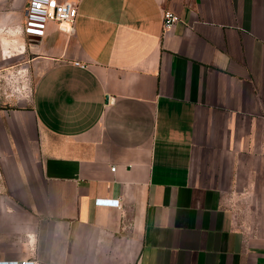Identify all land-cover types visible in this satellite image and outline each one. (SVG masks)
Listing matches in <instances>:
<instances>
[{
	"label": "crops",
	"instance_id": "0c3cea01",
	"mask_svg": "<svg viewBox=\"0 0 264 264\" xmlns=\"http://www.w3.org/2000/svg\"><path fill=\"white\" fill-rule=\"evenodd\" d=\"M59 1L0 111V260L264 264V0Z\"/></svg>",
	"mask_w": 264,
	"mask_h": 264
},
{
	"label": "rangeland",
	"instance_id": "374dc122",
	"mask_svg": "<svg viewBox=\"0 0 264 264\" xmlns=\"http://www.w3.org/2000/svg\"><path fill=\"white\" fill-rule=\"evenodd\" d=\"M27 1L0 0V111L32 109L40 66L33 49L37 39L22 32ZM2 160L0 147V182L6 171Z\"/></svg>",
	"mask_w": 264,
	"mask_h": 264
},
{
	"label": "built area",
	"instance_id": "2783aa9c",
	"mask_svg": "<svg viewBox=\"0 0 264 264\" xmlns=\"http://www.w3.org/2000/svg\"><path fill=\"white\" fill-rule=\"evenodd\" d=\"M78 15V4L59 0H28L25 8V19L22 32L31 38L46 36L48 24L53 21L59 29L66 33L74 32V24ZM179 20L171 10L164 12V28L169 29ZM116 167L112 169L115 170ZM120 200L111 198H97L96 204L119 205ZM0 264H38L33 260H0Z\"/></svg>",
	"mask_w": 264,
	"mask_h": 264
},
{
	"label": "water",
	"instance_id": "95a60500",
	"mask_svg": "<svg viewBox=\"0 0 264 264\" xmlns=\"http://www.w3.org/2000/svg\"><path fill=\"white\" fill-rule=\"evenodd\" d=\"M36 39H38V38H36Z\"/></svg>",
	"mask_w": 264,
	"mask_h": 264
}]
</instances>
